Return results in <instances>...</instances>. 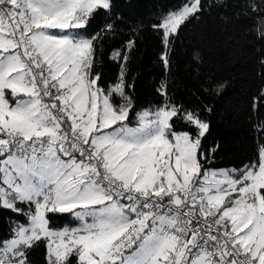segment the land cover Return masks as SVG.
<instances>
[{"label": "snow or ice", "instance_id": "6c2138e0", "mask_svg": "<svg viewBox=\"0 0 264 264\" xmlns=\"http://www.w3.org/2000/svg\"><path fill=\"white\" fill-rule=\"evenodd\" d=\"M113 7L0 0V208L24 217L0 264H28L37 242L48 264H264V152L213 168L203 113L168 100L137 112L122 75L106 86L84 33ZM202 7L185 0L153 28L168 41ZM55 215L79 226L55 229Z\"/></svg>", "mask_w": 264, "mask_h": 264}, {"label": "trees", "instance_id": "16d2710c", "mask_svg": "<svg viewBox=\"0 0 264 264\" xmlns=\"http://www.w3.org/2000/svg\"><path fill=\"white\" fill-rule=\"evenodd\" d=\"M184 2L113 0L111 12L90 17L84 35L95 38L94 72L108 87L122 75L137 112L168 100L203 113L209 130L202 144L214 150L211 167L258 163L264 149V0H202L198 16L165 41L153 25ZM162 86L167 96L160 94ZM177 129L188 130L180 121ZM17 206L27 215L25 205ZM23 222L0 208V239ZM72 222L55 215L52 224L58 229ZM45 243L28 251V264H48Z\"/></svg>", "mask_w": 264, "mask_h": 264}, {"label": "rangeland", "instance_id": "374dc122", "mask_svg": "<svg viewBox=\"0 0 264 264\" xmlns=\"http://www.w3.org/2000/svg\"><path fill=\"white\" fill-rule=\"evenodd\" d=\"M175 11V10H174ZM171 12V11H170ZM169 13V12H168ZM167 13V14H168ZM262 152H264V149H261V151H260V156H259V161H260V158H261V153ZM255 164H257V163H255ZM252 165H254V164H252ZM221 168H226V169H238V168H233V167H221ZM244 168V167H243ZM243 168H240V169H238V170H242ZM217 169H220V168H217ZM28 212H29V210H28ZM71 219L72 220H74V218L71 216ZM66 226L65 227H60V228H58V230H60V229H64V228H75V227H78L79 225H78V222H75V220H74V222H72V223H67V224H65ZM16 228V227H15ZM14 228V229H15ZM10 238V237H9ZM8 238V239H9ZM7 240V239H6Z\"/></svg>", "mask_w": 264, "mask_h": 264}]
</instances>
